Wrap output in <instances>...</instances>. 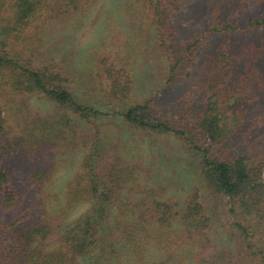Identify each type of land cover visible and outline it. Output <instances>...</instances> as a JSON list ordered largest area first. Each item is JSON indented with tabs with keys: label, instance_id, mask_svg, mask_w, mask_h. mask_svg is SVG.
I'll use <instances>...</instances> for the list:
<instances>
[{
	"label": "trees",
	"instance_id": "16d2710c",
	"mask_svg": "<svg viewBox=\"0 0 264 264\" xmlns=\"http://www.w3.org/2000/svg\"><path fill=\"white\" fill-rule=\"evenodd\" d=\"M103 1L111 4V11L103 15L105 20L121 19L124 14L128 21L139 24L140 34L155 45L158 41L161 51L181 2L0 0V15L7 13L5 21L12 23L9 31L16 30L19 37L29 25L44 19L56 21L64 15L88 18ZM253 1L264 6V0ZM259 10V15L244 26L227 22L221 26L223 22L217 21L219 26L204 34L259 35V41L245 50L244 64L253 67V79L261 85L264 8ZM201 40L186 44L182 54L167 66L166 84ZM235 59L232 53L219 54L222 76L215 79L216 86L231 78ZM0 67L12 71V85L17 91L40 93L54 107L81 117L85 124H93V119H109L107 113L81 103L58 68L32 67L13 57H0ZM167 68L163 67L165 71ZM121 74L122 83L112 81L106 93L116 102L127 99L131 90L130 83L124 81L128 75ZM244 77L241 74L238 84L230 89L232 94H241L233 97L232 105H217L216 96L210 97L203 105L205 109L200 110L202 105L195 109L204 115L193 126L191 122V129H178L163 120L156 112L154 98L148 96L111 113L133 130L172 135L182 149H189L186 166H175L171 177L159 163L144 167L135 160L129 139L122 135L118 142L100 139L96 144L94 138L89 146H77L86 153L75 164L67 188L57 184L54 167L21 173L11 164L20 157L19 143L14 148L6 141L0 113V264H264V164H254L239 153L209 155L207 149L198 148L195 140L198 136L205 139L206 135L208 149H218L235 134L243 121L245 103L240 100L248 91ZM65 117L68 127L71 121ZM54 121L50 119L44 132L43 126L42 139L32 144L62 143L64 123ZM5 209H13L11 219L2 216Z\"/></svg>",
	"mask_w": 264,
	"mask_h": 264
},
{
	"label": "rangeland",
	"instance_id": "374dc122",
	"mask_svg": "<svg viewBox=\"0 0 264 264\" xmlns=\"http://www.w3.org/2000/svg\"><path fill=\"white\" fill-rule=\"evenodd\" d=\"M260 7L264 8L253 0H181L179 10L170 23V33L165 39L163 52L158 41H155V45L146 35L140 34L139 24L128 21L124 14L121 19L105 20V11H111V4L105 1L93 9L92 16L88 18L64 15L56 21L44 19V22L29 25L19 37L16 30L9 31L12 23L8 19L5 21L7 13H3L0 15V57H13L19 63H29L32 67L58 68L81 103L107 113L109 117L98 121L93 119V124H85L81 117L54 107L40 93L17 91L12 85V71L0 67L3 134L12 147L15 148L14 144L19 143L18 150L21 153L20 157L12 160V166L15 164L13 167H17L21 173L54 167V178L59 180L57 184L67 188L76 170L75 164L86 153V149H78L77 146H89L94 138L96 144L100 139L113 138L118 142L122 135L129 139V148L135 160H139L144 167L159 163L157 165H161L162 169L167 168L171 177L175 166H181L182 169L186 166L189 161L186 151L189 149H182L172 135L133 130L122 123L118 116L113 118L111 113L120 112L134 101L140 102L148 96L154 98L156 112L163 120L178 129H191V122L193 126L204 115L195 109L201 105L200 110L205 109L203 105L210 97L216 96L217 105L224 102L225 105L233 104V97L241 94H232L230 89L238 84L241 74L245 75L244 83L248 91L240 100L245 103L243 121L235 134L220 146L223 148L218 149H208L206 135L205 139L198 136L195 140L198 148L201 151L207 149L209 155L236 156L239 153L254 164H264V84H257L252 76L253 67L244 64L245 50L259 41V35L255 32L204 34L206 30L219 26V22H223L221 26L225 22L244 26L259 15ZM115 21L116 25L113 24ZM198 38L202 39L201 42L180 66L177 75L174 72L173 80L166 84L164 79L169 74L167 66L182 54L186 44ZM223 52L234 55L235 67L226 84L218 87L215 79L222 74L217 57ZM121 73L128 75L124 81L130 83L131 90L127 99L116 102L106 93L110 91L108 86L112 81L122 83ZM65 115L71 121L68 127ZM52 118L56 120L53 123L57 124V120L64 123L62 143L49 141L40 145L32 144L41 136L43 126V132L50 126ZM39 125L41 129H38ZM57 127L59 124L55 125V129ZM191 132L195 134L193 130ZM22 143L24 146L21 148ZM262 177L264 179V167ZM23 191L25 193L27 189ZM12 210H3L2 216L11 219L14 216Z\"/></svg>",
	"mask_w": 264,
	"mask_h": 264
}]
</instances>
